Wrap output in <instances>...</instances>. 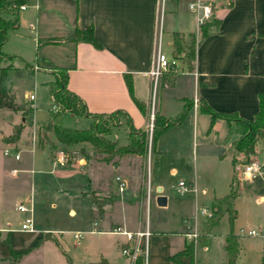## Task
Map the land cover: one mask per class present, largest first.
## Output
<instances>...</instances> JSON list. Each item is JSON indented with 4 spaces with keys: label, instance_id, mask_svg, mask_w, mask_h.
<instances>
[{
    "label": "crops",
    "instance_id": "0c3cea01",
    "mask_svg": "<svg viewBox=\"0 0 264 264\" xmlns=\"http://www.w3.org/2000/svg\"><path fill=\"white\" fill-rule=\"evenodd\" d=\"M181 1L164 2L161 18L162 50L165 36L171 53L174 32L184 35L195 34L194 69L188 71L180 61L173 84L161 82V90H172L173 101L176 102V98L182 100V111L187 101L191 103V107L180 124L170 126L159 136L156 142V150L159 152L158 168L155 178L152 179L151 174L150 178L155 199L158 195H163L167 198V205L170 200L167 189L172 188L176 191V185L170 184L168 187L167 181L175 180L178 171H189L185 162L191 164L189 186L195 191L188 193L193 192L194 201L190 216H186L184 223L192 220L194 228L201 231L207 217L198 215L195 221L196 209L197 207L211 209L214 199L228 192L234 165L231 154L226 151L239 136L235 132H229L230 128H234L233 123L229 124L222 118L212 121L210 114L200 110L199 102L203 100L217 112H236L243 119H253L259 109L258 95L264 92V0H220L216 8H213L211 19L208 20L216 18L220 24L206 36L199 32L196 13L191 11L188 5L186 10H183ZM23 5L25 9L19 10L18 26L8 32L3 52L13 55L15 60L23 54L22 52L11 54L12 50L7 47L10 42L13 41L21 47H34L41 53L40 57L35 59L34 65L25 61L24 67L30 68L35 74L40 72L49 74L52 80L48 83L54 81L56 68H67V88L81 98L89 112L109 114L124 111L130 116L135 128L146 129L148 118L130 96L126 75L132 81L135 97L143 102L146 108H150L149 93L152 81L148 71L160 30L158 0H25ZM90 26L100 47L84 41L70 40L76 29H87ZM58 38L61 42H50ZM20 59L24 61L22 57ZM3 62L4 66L11 65V70L22 68L13 62L10 63L9 60H6L7 63ZM194 99L197 100V106H194ZM168 102L169 100L161 93L157 110L161 115L174 118L182 112L169 111ZM34 108L36 110L35 104ZM86 118L91 124L92 118ZM47 122L48 120L38 123L34 120L35 126L36 124L44 126L41 127L39 134V141H42L43 145H40L39 141L37 145L33 143L31 150L33 152L34 148H47L48 157L52 162L50 156L52 147L71 145L59 142L51 130L46 131ZM189 126L193 137L194 134L205 136L199 150L196 144V152L193 149L186 154L183 134L185 128ZM122 132L125 133L128 142V125L127 130L122 129ZM110 140H116L120 145L117 135ZM77 144L84 152L75 161L67 164L74 163L79 167V176L77 181L73 182L74 187L71 191L74 197L90 210L91 215L98 218V222L94 221L85 234L99 241L104 240L105 236H115L114 245L118 251L120 250L119 257L114 258L105 248L99 246L100 250L96 257L77 261L74 256L76 249L72 246L75 244L82 246L85 242L81 243L80 239L76 240L74 237L69 239L53 231L40 233L38 230L35 232L38 233L37 237L27 244H20L13 240L11 235L14 233L12 231L22 232L19 228L15 230L0 226V243L1 245L5 243L7 248V251L0 252V264H98L101 261L105 264H131V260L122 250L133 248L138 240L136 232L146 230V227H141L140 222L136 227L135 221L139 210L144 206L147 209V191L143 183L139 185V181L134 185V178L126 167L137 169L139 165L141 166V160L145 159L140 155H129L105 161L99 157L98 149L91 143ZM263 154L264 149L259 145L256 152L249 156L253 155L252 157L259 161ZM186 157L189 159L185 160ZM235 158L239 164L237 157ZM259 163L261 170L253 179H244L238 173L240 191L234 199L237 216L233 224V232L239 237L236 264H264V160ZM31 164H35L34 159L31 160ZM13 169L16 172H12ZM19 171L20 169L12 168L10 173L17 178ZM118 171L124 174L127 183L123 191L115 187L117 182L113 172ZM60 172H57L58 175H70L69 171ZM44 181L48 184L49 180ZM31 182L35 189L43 183L42 178L37 177ZM148 185L151 189V184ZM90 193L93 196H90ZM151 200L152 192L149 205ZM21 202L27 205L30 203L32 206L31 196L26 197L24 201H18L17 204ZM73 213L70 211L71 215ZM35 228L38 229L36 225ZM249 229H260L262 235L253 237L242 234V230ZM123 231L129 232L132 238L129 239L128 235L122 233ZM229 231V220L225 214L212 228L205 245L198 243V239L193 241L195 243L193 259L184 256L181 259L182 264H225L224 244ZM161 234L167 235L163 232ZM185 234L186 231L180 233L181 239L176 241L177 250H168L166 253L167 264H170L169 257L172 254L181 250L186 243L192 242L185 238ZM151 237L150 232L146 241L144 237L139 238L142 249H145ZM173 238L176 239V236ZM85 249L86 247L83 248ZM146 264L157 263L148 258Z\"/></svg>",
    "mask_w": 264,
    "mask_h": 264
},
{
    "label": "rangeland",
    "instance_id": "374dc122",
    "mask_svg": "<svg viewBox=\"0 0 264 264\" xmlns=\"http://www.w3.org/2000/svg\"><path fill=\"white\" fill-rule=\"evenodd\" d=\"M190 1H181L183 10H186ZM163 43V50L166 53L171 54L169 51L170 46L167 45L166 36L164 37ZM7 47L12 50L10 51L11 54L14 52H22L23 55L20 54V56L16 57L15 60L13 58L9 60L10 63L13 62L17 66H22V68H20V70L10 69L5 76L0 79V87L2 90L13 93L15 95V101L17 103H21L20 105L23 109L19 111L0 109V226H6L9 229L15 230L20 228L25 215L16 210V204L18 201H24L26 200V197L31 196L32 216L34 223L38 228L37 232L38 230L40 233L53 231L54 233L63 235V237L69 239H73V234L76 232L83 233L80 238V242L85 243L80 247L76 244L72 246L74 247L73 249H76L74 256H76L77 261L96 257L98 251L100 250V248H98L99 246L105 248L106 252L114 258H118L120 250L118 251L114 245V241L116 239L115 236H105L106 238L104 240L99 241L98 239H95V237L85 234L86 230L92 227L94 221L98 222V218L91 215L90 210L83 205L82 202L77 200L74 197V193L71 191L74 187L72 186L73 182H76L78 179L79 167L72 163L66 167H57L54 169L52 162L48 157L47 148H34L33 152L31 150L34 145L38 144L40 129L41 127H44L39 124H36L35 126L34 120L38 123L46 122L49 120L50 114L48 115V113L52 108L50 83H48L49 80H52V78L47 73L40 72L35 74L30 68L24 67L25 61L34 65L35 59L40 57L39 54L41 53H38L34 47H21L13 41L10 42ZM20 57H22L24 61L21 60ZM7 62L5 61V63ZM179 63L180 60H178V64ZM161 87V81H159L155 86L153 83L150 85V111H152V109L158 110L161 93L163 97L165 96L169 100L167 106L169 111H182V100L176 98V102L173 101V98H171V93L173 91L165 89L162 91ZM178 92L179 90L176 91V94ZM30 94L35 95L34 104L36 106V110L32 107L31 101L27 100ZM191 96L192 94L190 97ZM62 123L65 127L75 129H85L90 126V120L86 117L81 115H72L69 113L63 114ZM108 123L111 128V133L107 137L114 139V135H117L119 144H126L127 138L125 133L122 132V129L127 130L126 118L122 115H117L115 122L108 121ZM18 128H21L22 130L19 138H16ZM34 128L36 131L35 137L33 133ZM176 135V137H178V134ZM203 136L205 135H202L201 137L200 134L198 136L194 134L193 137L190 126L186 127L183 134L185 153L188 154L193 151V149L196 152V144L198 145L197 150H199V145L201 141L204 140ZM58 151H63L69 154V163L75 161L76 158L84 152L83 148H81L78 144L71 146H55L51 148L50 152L52 160ZM99 153V157L103 159L105 155L101 152ZM14 154H18L20 159L16 160L14 158ZM252 156L253 155L247 156L245 154L236 155L237 162H239V164L236 163V171L237 173H240L241 176L243 164L250 162L251 159H254V156ZM32 159H34L35 164H31ZM188 159L189 158L187 157L185 158V160ZM262 160H264V154L259 158V161ZM140 163L141 166L139 165V168L137 169H134L133 167H126V170H128L131 177L134 178V185L136 184V181H139V185L143 183L147 191L148 184H151V204L147 209H145L144 206L142 210H139L136 215L135 226L137 227L138 222H140L142 228L146 227V229L152 233V237L149 242H147L145 249H142L141 244L138 254L143 257V264L148 263V258L150 261H156L157 264H167L165 257L166 253L168 250H177L176 241H180V233L182 231L192 233L195 229L192 224V220L184 223L186 216H190V210L194 201V194L192 192L182 195L177 189L176 191L172 188L167 189L166 192L169 193L170 200L166 206H159L156 203V195L150 178L151 156L149 152L147 158L145 160H141ZM185 165L187 170H192L191 164L185 162ZM12 168L20 169V173L17 178H14L15 176L10 173ZM60 171H69L70 175H58L57 172ZM189 171H178L176 173L175 180L169 179L167 181L168 187H170V184H174V186L176 185L177 187L180 180L186 185H189V180L191 179ZM113 173V175L121 177V179L126 182L123 173L120 171ZM35 177L42 178L43 182L42 185L36 187V189L34 184H31V180ZM45 179L49 180L48 184L44 183ZM114 183L116 182L114 181ZM115 187L116 189L118 188L117 183ZM90 196H93V194L90 193ZM99 201L102 202L103 200ZM70 211L74 212L73 215L70 214ZM12 232H14L11 233L12 239L16 240L20 244H27L33 238L38 236V233L35 232ZM161 232L166 233L167 235H162ZM170 233L173 235L171 236ZM174 235L176 236V239L173 238ZM87 237L88 240H86ZM144 238L146 241L148 237ZM84 247H86L85 250H83ZM3 250L7 251L6 245L5 243H2V245L0 243V252ZM79 252L84 253L85 255ZM126 256L130 259L128 255Z\"/></svg>",
    "mask_w": 264,
    "mask_h": 264
},
{
    "label": "trees",
    "instance_id": "16d2710c",
    "mask_svg": "<svg viewBox=\"0 0 264 264\" xmlns=\"http://www.w3.org/2000/svg\"><path fill=\"white\" fill-rule=\"evenodd\" d=\"M25 0H0V79L11 69V65L4 66L3 61L14 58L3 52L2 48L7 40L8 32L14 30L18 26L19 10ZM219 19H212L199 25V32L202 36H206L211 31L216 30L219 26ZM72 41H84L95 47H100V43L94 38L92 26L87 29H76L74 35L70 37ZM50 42L59 43L61 39H53ZM196 36L193 33L184 35L178 32L173 33L172 40V57L180 60L188 71L194 69L195 62ZM177 74V67L172 66L171 69L161 76V82L172 85ZM54 81L50 82V95L52 100V108L49 111L50 117L45 126V130H51L55 138L66 145H74L80 142L91 143L99 152L105 154V161L111 160L113 157L121 158L129 155H140L144 159L147 158L148 152L151 156V178H155L158 168L159 152L156 150V142L159 136L165 132L170 126L180 124L185 118L191 103L187 101L183 111L174 118H167L161 115L157 110L154 112L152 122L151 143L149 145V129H137L133 126L130 116L124 111H115L113 113H91L87 110L86 105L81 98L67 88L68 69L58 67L54 70ZM126 82L130 96L135 102L139 110L148 118L150 123V108L139 101L133 90V84L129 76L126 75ZM259 109L254 114L253 119H243L236 112H217L208 106L203 100L199 102V108L202 112L211 115L212 121L217 118L225 119L229 124L233 123L234 128H230L229 132L238 134V138L231 143L226 153L231 154L234 172L229 184V190L221 197L214 199L211 206V214L203 223L202 229L198 237V243L206 244L213 227H215L221 217L225 214L228 216L230 231L225 237V264H236V258L239 251L238 235L233 232V224L237 216L234 207V199L240 191V179L235 169L236 155L245 154L249 156L256 152L260 145L264 149V92H260ZM55 106V108H53ZM0 109L9 111H19L23 107L15 102L14 94L0 89ZM70 113L72 115H82L92 118V123L88 128L75 129L63 126V114ZM117 115H123L128 125V142L125 145H118L116 140H110L107 136L111 133L108 121L115 122ZM21 128L17 129L16 138L21 134ZM43 145L42 141H39ZM195 243H186L183 248L172 254L170 264H182L181 259L188 256L193 259ZM143 257L138 256L134 264H143ZM98 264H105L101 261Z\"/></svg>",
    "mask_w": 264,
    "mask_h": 264
},
{
    "label": "built area",
    "instance_id": "2783aa9c",
    "mask_svg": "<svg viewBox=\"0 0 264 264\" xmlns=\"http://www.w3.org/2000/svg\"><path fill=\"white\" fill-rule=\"evenodd\" d=\"M220 0H193L188 4V8L196 13L197 16V22L200 24L208 21L211 19L213 15V8L219 4ZM164 2L165 0H158L159 4V26L160 30L158 32V41L156 45V50L155 54L152 60L151 67L148 71V75L151 78L152 83L154 86L159 82L161 76L168 72L172 66L177 67L178 66V59L172 57L171 55H168L162 50V41H161V18L163 16V8H164ZM20 9H25V5H21ZM28 100L31 101L32 107L34 108V100H35V95L30 94L28 97ZM194 106H197V100L194 99ZM55 108V106H53ZM154 118V111L152 109L150 113V123L148 124V129H149V145L151 143V134H152V122ZM35 128L33 129L34 137L36 136L35 133ZM16 159H19V155H15ZM70 157L68 153H65L63 151H58L53 160H52V165L53 167H64L67 164H69ZM261 170V165L258 160L256 159H251L250 162H247L243 164L241 174L244 179H253L255 178L256 174L259 173ZM12 172H16L14 169ZM116 182L118 184L119 191H123L126 187V182L121 179V177L116 176ZM178 192L182 195L190 192V191H195L193 187H190L189 185H186L183 181H180L176 187ZM150 196H151V189L150 185H148V190H147V208L149 207L150 203ZM16 209L24 213L26 215L25 219L21 223L20 230L21 231H26V232H37V229L35 228L34 225V220L32 216V206L27 205L24 202L18 203L16 205ZM211 214V209L206 208V207H197L194 219L195 221L197 220L198 215L204 216V217H209ZM242 234L247 235V236H260L262 235V232L260 229H249L247 231H241ZM122 233L128 235L129 239H131V234L129 232L123 231ZM200 231L198 228L195 227L194 231L192 233H186L185 238L188 241H196L197 238L199 237ZM150 235L149 230H145L142 232H136V236L138 237V240L134 243L133 248L131 249H126L124 248L122 250L124 255H128L131 259V264H134L135 260L139 256V249H140V243H139V238L140 237H148ZM73 237L76 240H79L82 237L81 232H76L73 234Z\"/></svg>",
    "mask_w": 264,
    "mask_h": 264
},
{
    "label": "water",
    "instance_id": "95a60500",
    "mask_svg": "<svg viewBox=\"0 0 264 264\" xmlns=\"http://www.w3.org/2000/svg\"><path fill=\"white\" fill-rule=\"evenodd\" d=\"M156 203L159 205V206H165L166 203H167V198L163 195H158L156 197Z\"/></svg>",
    "mask_w": 264,
    "mask_h": 264
}]
</instances>
